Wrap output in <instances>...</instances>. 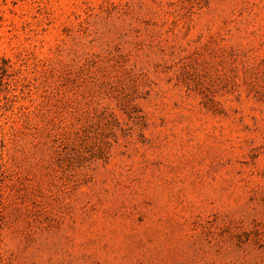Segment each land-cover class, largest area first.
Instances as JSON below:
<instances>
[{
  "label": "rangeland",
  "instance_id": "374dc122",
  "mask_svg": "<svg viewBox=\"0 0 264 264\" xmlns=\"http://www.w3.org/2000/svg\"><path fill=\"white\" fill-rule=\"evenodd\" d=\"M0 264H264V0H0Z\"/></svg>",
  "mask_w": 264,
  "mask_h": 264
}]
</instances>
